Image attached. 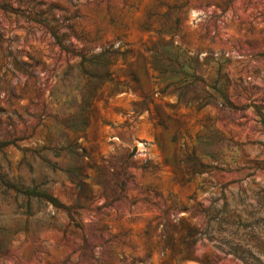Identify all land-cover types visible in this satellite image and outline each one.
<instances>
[{
    "label": "rangeland",
    "instance_id": "1",
    "mask_svg": "<svg viewBox=\"0 0 264 264\" xmlns=\"http://www.w3.org/2000/svg\"><path fill=\"white\" fill-rule=\"evenodd\" d=\"M0 264H264V0H0Z\"/></svg>",
    "mask_w": 264,
    "mask_h": 264
}]
</instances>
